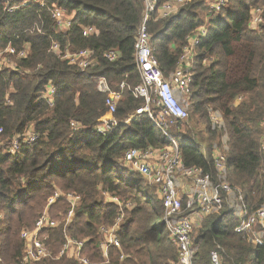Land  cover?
Masks as SVG:
<instances>
[{
	"label": "trees",
	"instance_id": "1",
	"mask_svg": "<svg viewBox=\"0 0 264 264\" xmlns=\"http://www.w3.org/2000/svg\"><path fill=\"white\" fill-rule=\"evenodd\" d=\"M21 1L0 0V45L9 44L15 52L27 45L29 50L18 64L24 73L0 70V139L9 141L29 126L37 139L21 145L15 155L0 154L2 264H23L20 233L34 226L45 207L56 221L43 231L53 257L29 264H81L73 257H57L66 236L83 241L81 255L87 264L175 262L176 245L158 225L159 214L139 185L144 184L161 207L154 188L120 163L129 148L170 144L146 113L123 122L144 106V99L126 89L114 113L117 123L104 135L93 130L108 113L106 95L96 90L94 77L105 76L113 89L122 81L129 87L140 81L133 45L142 18L141 0H45L48 7L54 4L73 14L67 31L55 28L47 7L29 3L7 10ZM250 4L251 0H230L227 9L209 18L207 34L197 48L188 97L196 120L192 127L185 125L188 113L171 131L183 165L199 167L213 177L212 148L227 134V180L256 207L264 199V154L259 147L264 132V34L246 27ZM204 10L201 2H192L172 16L148 21L150 45L164 78L177 66L187 35L204 23ZM85 26L95 27L96 33L83 36ZM52 41L68 45L71 51L93 50L95 66L81 72L49 50ZM108 50L118 52L115 61L105 58ZM48 83L55 86L52 106L40 97ZM209 109L220 112L223 129H212ZM55 190L81 197L69 221V203L57 200L47 206ZM104 194L117 198L123 208L106 201ZM121 214L119 246H111L104 258L99 229L113 225ZM235 225L226 211L204 217L192 233L199 243L193 264H209L211 250L218 251L222 264H264V245L235 233Z\"/></svg>",
	"mask_w": 264,
	"mask_h": 264
},
{
	"label": "built area",
	"instance_id": "2",
	"mask_svg": "<svg viewBox=\"0 0 264 264\" xmlns=\"http://www.w3.org/2000/svg\"><path fill=\"white\" fill-rule=\"evenodd\" d=\"M143 12L141 23L133 45V59L135 68L139 74V83L135 87H129L125 81L120 82L115 89L111 88L106 77L97 75L94 77L96 90L106 95L105 106L108 113L93 126L98 134L104 135L117 123L114 113L118 102L127 89L134 97L144 99V106L136 109L123 121L129 123L141 113H146L159 132L170 141V144L161 148H129L124 152L120 163L141 176L154 191L161 202L162 225L169 238L177 248L175 262L165 264H193L199 243L192 234L194 227L200 225L204 217L219 214L226 211L236 221L233 230L242 234L255 245H264V199L256 207H252L245 200L242 191L233 187L227 180V155L229 152L227 134L221 136L220 145H213L211 158L214 167V177L203 172L199 167H185L181 160L178 145L170 128L178 125L188 117V97L192 92L193 69L197 57V48L207 34L208 20L219 15L227 9L230 0H141ZM192 2H201L205 8L204 23L194 28L186 38L179 55L177 66L164 78L159 69L157 60L150 45V34L147 23L150 19L160 20L176 14L181 8ZM29 3H35L40 7H47L54 26L57 30L67 31L73 22V14L65 9L52 5L48 7L45 0H22L19 4L9 7L8 11H14ZM246 27L257 33L264 34V0L258 3L251 0L248 7ZM96 33L93 26L82 28L83 36ZM49 50L59 59L76 65L81 72L95 66L94 52L91 49L71 51L68 45L62 47L59 42L52 41ZM29 53L25 45L16 52L11 45H0V70L8 69L24 73L19 67V61ZM105 58L115 61L118 52L108 50ZM55 86L52 83L45 85L41 93L47 105L52 106L54 101ZM240 97L236 99V103ZM152 106V109H151ZM154 107V108H153ZM209 122L212 129H223V119L218 110H208ZM73 128H79V124L71 122ZM1 133V129H0ZM37 139L34 131L28 130L13 137L9 141L0 139V154L15 155L21 145L30 144ZM259 147L264 154V132L259 140ZM106 201L120 205L117 198L104 194ZM64 200L70 205L67 213V221L73 217L81 197L71 192L55 190L47 198V206ZM122 214L111 226H101L99 231L103 240L99 245L102 256L107 258L111 246H119L117 232ZM55 220L48 216V208L38 217L34 226L23 229L20 233L24 241L21 262L23 264L34 263L47 257H53L52 252L44 243L43 231L47 227H54ZM83 241H76L66 236V241L58 251L57 257L66 256L77 259L81 264H87V260L81 255ZM0 264H2L0 259ZM209 264H222L216 250L209 253Z\"/></svg>",
	"mask_w": 264,
	"mask_h": 264
},
{
	"label": "rangeland",
	"instance_id": "3",
	"mask_svg": "<svg viewBox=\"0 0 264 264\" xmlns=\"http://www.w3.org/2000/svg\"><path fill=\"white\" fill-rule=\"evenodd\" d=\"M187 110H188V113H189V117H188V119H187V121L185 122V125H188L189 127H192L193 126V123H194V121L196 120L193 116H191V111H190V109H189V106L187 105ZM172 127H176V126H172ZM171 127V128H172ZM177 127H178V125H177ZM199 127H201V126H199ZM29 128L30 129H28V130H31V126H29ZM171 128H170V131H171ZM196 129H198L197 127H196ZM172 132V131H171ZM192 140V142L193 143H195L196 141L194 140V139H191ZM203 145H205L204 143H202ZM139 188L144 192V193H146L148 196H149V199L153 202V204H154V207H155V209L157 210V213L159 214V218H158V225H162V210H161V207H160V204H158V203H156L154 200H153V198H152V196L151 195H149L148 194V192H147V188H146V186L144 185V184H140L139 185ZM105 197V196H104ZM120 203V206H122V203L121 202H119ZM126 208L125 209H128L129 207H130V204L129 203H126ZM122 208H123V206H122ZM72 219V218H71ZM122 219V218H121ZM120 222H121V220H120Z\"/></svg>",
	"mask_w": 264,
	"mask_h": 264
}]
</instances>
